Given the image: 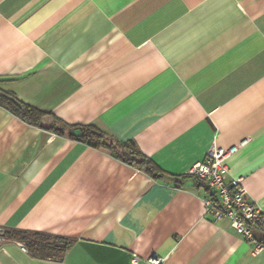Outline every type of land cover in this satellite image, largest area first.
I'll use <instances>...</instances> for the list:
<instances>
[{
	"label": "crops",
	"instance_id": "1",
	"mask_svg": "<svg viewBox=\"0 0 264 264\" xmlns=\"http://www.w3.org/2000/svg\"><path fill=\"white\" fill-rule=\"evenodd\" d=\"M0 94L134 143L164 173L0 106V227L71 241L59 261L4 242L0 264H264L185 175L239 146L228 180L264 214V0H0Z\"/></svg>",
	"mask_w": 264,
	"mask_h": 264
},
{
	"label": "trees",
	"instance_id": "2",
	"mask_svg": "<svg viewBox=\"0 0 264 264\" xmlns=\"http://www.w3.org/2000/svg\"><path fill=\"white\" fill-rule=\"evenodd\" d=\"M0 106L8 109L29 124L46 128L58 135H68L95 148L107 149L123 162L145 172L153 178L164 176L160 168L151 159L144 156L134 143L119 141L95 125L80 127L69 125L51 113L40 111L27 104L18 103L5 94H0ZM75 129H80L82 134L74 136L72 132ZM178 182L182 183V181ZM1 238L5 243L19 242L23 244L35 258L56 261L63 260L67 250L71 246V241L63 237L16 228H6ZM261 242L264 244V239Z\"/></svg>",
	"mask_w": 264,
	"mask_h": 264
},
{
	"label": "built area",
	"instance_id": "3",
	"mask_svg": "<svg viewBox=\"0 0 264 264\" xmlns=\"http://www.w3.org/2000/svg\"><path fill=\"white\" fill-rule=\"evenodd\" d=\"M238 147L224 149L213 145L206 159L192 165L185 175L208 187L210 192L204 198L206 213L215 221L229 219L231 227L251 245L253 253L259 254L264 250V244L256 239L254 231L264 227V214L257 204L247 199L241 179L228 180L227 159L236 153ZM160 263V259L149 262Z\"/></svg>",
	"mask_w": 264,
	"mask_h": 264
},
{
	"label": "rangeland",
	"instance_id": "4",
	"mask_svg": "<svg viewBox=\"0 0 264 264\" xmlns=\"http://www.w3.org/2000/svg\"><path fill=\"white\" fill-rule=\"evenodd\" d=\"M5 227H0V244L4 243V240L1 238V235L5 232Z\"/></svg>",
	"mask_w": 264,
	"mask_h": 264
},
{
	"label": "water",
	"instance_id": "5",
	"mask_svg": "<svg viewBox=\"0 0 264 264\" xmlns=\"http://www.w3.org/2000/svg\"><path fill=\"white\" fill-rule=\"evenodd\" d=\"M72 134H73L74 136H80V135L82 134V132H81L80 129H75V130L72 132Z\"/></svg>",
	"mask_w": 264,
	"mask_h": 264
}]
</instances>
